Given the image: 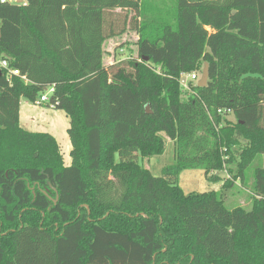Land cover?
<instances>
[{
    "label": "trees",
    "instance_id": "obj_1",
    "mask_svg": "<svg viewBox=\"0 0 264 264\" xmlns=\"http://www.w3.org/2000/svg\"><path fill=\"white\" fill-rule=\"evenodd\" d=\"M152 7L0 2V264H264V0H174L165 19ZM117 10L137 56L106 65L105 40L125 29H107ZM228 13L240 37L225 31ZM205 56L210 83L190 84L200 91L184 100L180 73ZM49 87L48 105L69 118V164L51 133L19 122L20 98L37 101ZM167 139L176 162L155 175L143 161ZM199 151L220 190L179 186ZM223 168L230 178L217 175ZM236 181L249 208L224 202Z\"/></svg>",
    "mask_w": 264,
    "mask_h": 264
},
{
    "label": "rangeland",
    "instance_id": "obj_2",
    "mask_svg": "<svg viewBox=\"0 0 264 264\" xmlns=\"http://www.w3.org/2000/svg\"><path fill=\"white\" fill-rule=\"evenodd\" d=\"M150 5H152V8H155L156 14H158L161 18L165 19L166 15H168L167 11L168 9L172 8V4L174 3V0H147ZM148 8V7H147ZM125 10H117L114 12H110L107 16V29H109V26L113 27L116 31H118L120 28L125 27L123 30L124 32L120 34L117 37L107 38L103 44L104 47V63L110 64L113 63L114 60H122L126 59L131 55L132 57L137 56V51L135 48V41L137 40V35L135 31L132 28L133 26H130V23H127L125 21L124 23L123 18L125 15ZM169 17L171 14L168 15ZM226 17L228 18L229 22H231V25L227 28H224L225 31L237 33V35H240L241 30V20L239 19V16H237V21L235 17H233V14H226ZM234 21V22H233ZM204 22L203 18L198 16L197 23L202 24ZM135 24V23H134ZM219 25V24H218ZM221 26L223 24H220ZM205 28L208 31H211V28L208 25H205ZM228 29V30H227ZM238 35V36H239ZM240 37V36H239ZM206 50L208 48L205 47ZM205 50V51H206ZM207 57H200L195 65V68L188 72H183L182 77H184L185 81H188V87L184 89V93L182 95V98L187 99L189 94L195 95L197 97L198 90H194L191 88L190 84L196 85L198 80L200 79L201 72L204 68L205 61ZM192 73H196L198 75V78L195 80H191L190 75ZM210 68H209V77L207 84L210 83ZM208 94L213 97L212 89L208 87V90L206 91ZM44 94L49 95L48 89L43 91ZM39 97L36 98L38 100ZM190 106V105H189ZM196 109H202L203 111H208L210 114L212 112L207 108H202L199 105H196ZM194 110V109H193ZM186 112V110H184ZM192 111L190 109L187 110ZM19 113H20V120L21 125L31 131H45V132H54L57 134L60 144V149L62 152V155L64 157L65 162H69V150H70V142L67 136L66 129L69 126V118L66 116L65 112L61 109H57L55 107H52L48 105L46 102L37 103L36 101L32 102L24 97L20 98V106H19ZM204 117V116H203ZM225 118L230 121H234V115L233 114H226ZM204 119V118H203ZM205 121L207 123V116L205 118ZM206 125V124H204ZM196 136V135H195ZM194 145L201 151H204L203 153H206V150L209 148V145L207 142L202 141L199 142V137H193L192 138ZM174 142L172 140L167 139L165 150L162 154L159 155H153L150 157L144 158V165L147 166L150 171L155 174L159 175L161 174L164 167L168 165H172L176 162L175 159V151H174ZM203 154L202 152H196L192 153V155H187V162L189 163L188 166L183 168L179 172V186L184 190V192H202V191H208V190H220L221 187V180H208L205 178L204 175V169H205V162L203 161ZM140 162L142 163V160L140 158ZM217 175L221 177V179L230 178L232 175L228 173L227 168H223L222 170L217 172ZM249 188H245L241 185L239 181L234 182V185L230 188H227L225 190L224 194V202L227 206L233 207L235 205H241L246 208H249L252 206V198L250 196Z\"/></svg>",
    "mask_w": 264,
    "mask_h": 264
},
{
    "label": "built area",
    "instance_id": "obj_3",
    "mask_svg": "<svg viewBox=\"0 0 264 264\" xmlns=\"http://www.w3.org/2000/svg\"><path fill=\"white\" fill-rule=\"evenodd\" d=\"M5 1H9V2H15L14 0H0V2H5ZM7 67V61L6 60H4V59H0V70L2 69V68H6ZM11 72L13 73V74H18V70H16V69H12L11 70ZM182 75H183V72L182 73H180V83H181V85L183 86V87H185V88H187L188 87V81H185L184 79V77H182ZM190 78H191V80H195V79H197L198 78V75L196 74V73H192L191 75H190ZM48 91H49V93L50 92H52V87H49L48 88ZM49 100V95H47V94H43V95H41L40 97H39V99L36 101L37 103H41V102H46V101H48ZM52 106V105H51ZM53 107V106H52ZM217 112H221V110L220 109H218L217 110Z\"/></svg>",
    "mask_w": 264,
    "mask_h": 264
},
{
    "label": "water",
    "instance_id": "obj_4",
    "mask_svg": "<svg viewBox=\"0 0 264 264\" xmlns=\"http://www.w3.org/2000/svg\"><path fill=\"white\" fill-rule=\"evenodd\" d=\"M14 1L17 4H20V3H22L23 0H14ZM0 74H1V70H0ZM208 77H209V65H208V63H205L204 68L201 72L200 79L198 80L196 85L198 87H205L207 85ZM146 109L148 112L150 111L149 106H146ZM56 198H57V196H56Z\"/></svg>",
    "mask_w": 264,
    "mask_h": 264
},
{
    "label": "crops",
    "instance_id": "obj_5",
    "mask_svg": "<svg viewBox=\"0 0 264 264\" xmlns=\"http://www.w3.org/2000/svg\"><path fill=\"white\" fill-rule=\"evenodd\" d=\"M19 122H20V124H21V120H20V113H19ZM66 131H67V129H66ZM43 132H45V131H43ZM50 133V132H49ZM51 134L56 138V140H57V142H58V144H59V139H58V136H57V134L56 133H54L53 131L51 132ZM67 136H68V134H67ZM68 139H69V137H68ZM69 142H70V140H69ZM59 146H60V144H59ZM70 148H71V145H70ZM70 151V150H69ZM62 153V152H61ZM63 159H64V157H63ZM70 161H71V158H70V156H69V162H65V160H64V162L66 163V164H69L70 163ZM143 163H144V161H143ZM147 167V166H146Z\"/></svg>",
    "mask_w": 264,
    "mask_h": 264
}]
</instances>
